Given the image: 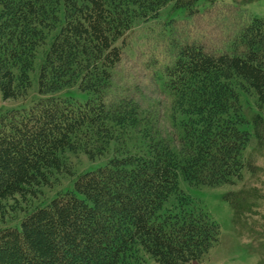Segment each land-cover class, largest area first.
<instances>
[{
    "label": "trees",
    "instance_id": "trees-1",
    "mask_svg": "<svg viewBox=\"0 0 264 264\" xmlns=\"http://www.w3.org/2000/svg\"><path fill=\"white\" fill-rule=\"evenodd\" d=\"M215 1L0 0L2 99L27 98L37 65V96L0 112V220L4 200L45 183L66 150L89 158L111 151L104 165L77 175L73 191L34 208L19 227L0 226V264H142L140 250L160 264H189L218 241L206 214L161 210L180 192V176L208 186L240 177L250 132L240 127L237 87L264 112V17H247L221 48L178 42L157 74L167 115L159 105L107 98L123 54L118 41L135 22L170 3L200 12ZM74 85L87 92L84 101L59 94ZM251 122L262 143L264 115ZM240 196L224 198L235 209Z\"/></svg>",
    "mask_w": 264,
    "mask_h": 264
},
{
    "label": "rangeland",
    "instance_id": "rangeland-1",
    "mask_svg": "<svg viewBox=\"0 0 264 264\" xmlns=\"http://www.w3.org/2000/svg\"><path fill=\"white\" fill-rule=\"evenodd\" d=\"M216 0L202 4L200 12L185 8L173 9L171 3L163 7L159 16L144 22H135L118 44H122V59L112 71L109 100L125 96L140 102L144 108L161 110L167 115L168 102L161 94L157 74L171 62L176 45L183 40L201 41L206 48L223 47L229 35L250 15L264 17V0ZM37 65L31 73V86L25 99H2L0 112L24 102L29 104L37 95ZM242 114L246 119L240 127L250 132L244 152V166L240 177L217 186L193 185L178 178L180 192L170 195L161 212L175 211L182 207L206 214L219 226L218 241L197 261L189 264H264V139L260 143L251 122L254 113L264 115L256 104V95L237 87ZM26 94V95H27ZM61 96H72L84 101L88 94L76 85L62 89ZM161 99L160 104L154 102ZM158 103V104H157ZM156 105V107L154 106ZM161 123L167 126L166 116ZM168 127V126H167ZM111 151L89 158L83 151L64 152L58 169H52L45 183L35 186L31 192L15 194L4 200L5 218L0 226L19 227L21 218L34 208L45 205L57 193L74 190V180L83 171L95 170L104 165ZM239 192V202L233 209L224 198L227 192ZM78 196H82L77 193ZM188 198V202L182 198ZM238 209V210H237ZM234 210H237L235 212ZM142 264H160L140 250Z\"/></svg>",
    "mask_w": 264,
    "mask_h": 264
}]
</instances>
